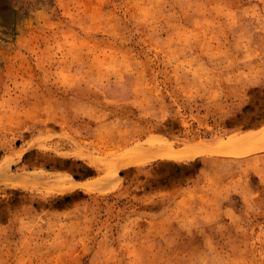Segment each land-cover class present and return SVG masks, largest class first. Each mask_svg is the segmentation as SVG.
<instances>
[{"label":"rangeland","instance_id":"rangeland-1","mask_svg":"<svg viewBox=\"0 0 264 264\" xmlns=\"http://www.w3.org/2000/svg\"><path fill=\"white\" fill-rule=\"evenodd\" d=\"M263 127L264 0H0V264H264V148L118 169Z\"/></svg>","mask_w":264,"mask_h":264},{"label":"bare ground","instance_id":"bare-ground-1","mask_svg":"<svg viewBox=\"0 0 264 264\" xmlns=\"http://www.w3.org/2000/svg\"><path fill=\"white\" fill-rule=\"evenodd\" d=\"M260 148H264V127L260 130L248 131L241 135H231L226 140L220 141L214 145L199 143L198 145H188L182 148L165 145L161 148H154L144 152H142V150L132 151L122 160L118 169L144 165L158 159L185 161L204 155L237 156L249 150ZM118 169L112 173L113 181H118L120 179ZM66 179L71 183V187L78 185L82 186V188L85 187L90 190H98L106 186V184H80L73 181L71 177H66ZM107 182H109V180H107Z\"/></svg>","mask_w":264,"mask_h":264},{"label":"crops","instance_id":"crops-1","mask_svg":"<svg viewBox=\"0 0 264 264\" xmlns=\"http://www.w3.org/2000/svg\"><path fill=\"white\" fill-rule=\"evenodd\" d=\"M50 158V164L43 169L55 173H64L65 175L71 177L73 181L77 183L83 184L91 182L98 177V173L94 166L87 161H83L82 159L58 155L51 156ZM77 186L73 187L72 189L67 191V193H63L62 195L67 198L74 193L88 191Z\"/></svg>","mask_w":264,"mask_h":264},{"label":"trees","instance_id":"trees-1","mask_svg":"<svg viewBox=\"0 0 264 264\" xmlns=\"http://www.w3.org/2000/svg\"><path fill=\"white\" fill-rule=\"evenodd\" d=\"M9 27H11V25H8ZM68 198V197H67Z\"/></svg>","mask_w":264,"mask_h":264}]
</instances>
